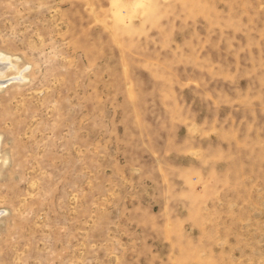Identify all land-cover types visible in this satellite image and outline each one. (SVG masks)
Here are the masks:
<instances>
[{"label": "rangeland", "instance_id": "rangeland-1", "mask_svg": "<svg viewBox=\"0 0 264 264\" xmlns=\"http://www.w3.org/2000/svg\"><path fill=\"white\" fill-rule=\"evenodd\" d=\"M0 54V264H264V0H0Z\"/></svg>", "mask_w": 264, "mask_h": 264}, {"label": "bare ground", "instance_id": "bare-ground-1", "mask_svg": "<svg viewBox=\"0 0 264 264\" xmlns=\"http://www.w3.org/2000/svg\"><path fill=\"white\" fill-rule=\"evenodd\" d=\"M16 67L15 64L9 59V57H5L0 54V87H3L4 84H7L11 80H6L7 70ZM17 69V68H16ZM18 70V69H17ZM20 72V71H18ZM21 77L23 76L22 73L20 74ZM21 77H19L21 79ZM17 77V79H19ZM25 80V79H24ZM0 146H1V139H0Z\"/></svg>", "mask_w": 264, "mask_h": 264}]
</instances>
